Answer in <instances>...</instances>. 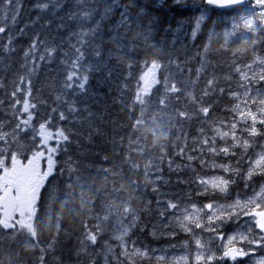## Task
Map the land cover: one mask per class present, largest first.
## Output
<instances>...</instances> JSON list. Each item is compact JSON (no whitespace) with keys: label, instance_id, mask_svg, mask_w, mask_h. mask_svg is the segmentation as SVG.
Returning <instances> with one entry per match:
<instances>
[{"label":"trees","instance_id":"16d2710c","mask_svg":"<svg viewBox=\"0 0 264 264\" xmlns=\"http://www.w3.org/2000/svg\"><path fill=\"white\" fill-rule=\"evenodd\" d=\"M19 2L16 23L0 34V101L3 102L0 103V122L5 123V131H11L14 126L9 94L17 87H24L19 84V77L28 75L23 67L24 52L34 41L38 49L41 45L57 48L52 60L39 62V68L29 77L30 100L37 105L32 127L38 129L39 123L50 118L48 128L52 132L62 128L69 136L55 155L53 175L44 182L40 196L45 214L34 227L40 248L45 249L43 264H90L89 256L82 251L83 225L87 224L92 231L99 225L101 232L95 245H87L88 253L94 248L101 250V244L113 234L116 220L132 216L137 220V227L140 221L149 225L158 211L157 190L153 191L158 177L167 176L168 171L181 165V180L186 184L190 168L185 165L189 162L186 156L179 155L180 150L192 153V140L201 127H205L209 135L204 118L197 115V108L212 105L209 115L224 119L235 104L229 90L239 91L240 86L238 89L229 87L234 83L235 69L233 63L225 62L231 58L223 54L224 42L212 43L206 64V28L195 40L191 38L190 31L198 15L192 8L171 2L158 7L150 0H115L121 8L129 6L130 16L135 18L130 31L123 30L128 31V54L117 52L110 42V30L120 19L121 8H116L101 22L99 34L90 38L82 49L85 61L79 73L83 75L87 68L89 77L85 90L81 92L75 85L67 89L63 85L68 68L60 61L68 59L71 63V45L77 41L73 34L95 26L94 20L82 22L79 17L71 18L80 10L78 5L83 0H60L62 7L49 4L47 9L40 5L48 0ZM92 2L102 11L101 0ZM98 16L99 12L97 19ZM4 23L0 18V25ZM9 36L12 43L6 47ZM96 49L100 50V57H95ZM64 53L69 55L65 57ZM151 60L162 65L157 72L161 83L149 90L145 106L133 105L136 88L143 84L139 77L148 71ZM165 77L182 91L170 94L166 106L161 107L158 100L163 96ZM208 79H214V87L225 91L223 94L213 92L201 100ZM189 91L197 97L196 104L187 97ZM23 95L21 93L19 98ZM57 95L62 96V102L55 101ZM177 96L178 100L173 98ZM69 106L76 111H69ZM53 108L64 112L66 119L60 120ZM181 111L191 118L180 117ZM33 136L36 134L32 129L19 133L18 143L12 144L8 153L14 152L21 162H28L34 152L41 150L39 137L34 140ZM43 163L47 171V159ZM198 163L193 160L191 167ZM204 173L196 168L195 179ZM139 212L144 214L141 220ZM150 235L138 236L133 231L129 241L136 247L156 245L157 240H151ZM29 243L12 229L0 230V264H39L40 249L29 247ZM48 244L52 245L50 249ZM155 261L138 258L135 264H156Z\"/></svg>","mask_w":264,"mask_h":264},{"label":"snow or ice","instance_id":"6c2138e0","mask_svg":"<svg viewBox=\"0 0 264 264\" xmlns=\"http://www.w3.org/2000/svg\"><path fill=\"white\" fill-rule=\"evenodd\" d=\"M101 2L104 4L102 11L96 7V4L92 0H83L78 5L80 10L71 17L73 19L79 17L82 22L94 20L95 26L87 27L86 29H81L78 33H74L73 35L77 37V41L76 44L71 45L73 53L71 63L69 64L68 59L60 61L62 65L68 68V71L65 73L66 79L63 85L67 89H73L75 85L81 92L85 90V85L89 77L87 75V68H84L83 75L79 73L85 61V55L82 49L87 46L90 38L94 39L99 34L101 22L110 17L114 9L121 8L120 5L115 3V0H111V2L109 0H101ZM207 3L223 6L225 3L243 4L245 0H207ZM49 4H52L53 7H62L60 0H55V3H53V0H48V2L41 4L40 7L47 9ZM20 6L19 0H0V18H3L5 22L3 25H0V34H4L10 29V25L16 23L19 17ZM128 7L124 6L121 8L119 22L114 29L110 30V42L115 45L117 52H123L126 55L128 54L130 46V42L127 39L128 31H130L131 21L135 19L130 16ZM256 8H259L260 11H255ZM98 12L99 16L97 19ZM249 12L253 13L256 17L264 19V0H254V6L249 9ZM242 20L246 28L251 31L256 30L254 27L255 21L252 17L242 18ZM197 27H199V24H197ZM112 32H115V34H111ZM230 35L231 33H225L226 39ZM135 39L136 37L133 38V40ZM11 43V36H9L7 37L6 47L11 45ZM56 52L57 48H46L43 45L38 49L36 41L24 52L23 67L28 75L19 77V84L24 85V87H17L16 90L9 94L12 98L9 111L14 118V126L11 128V131H5V123L0 122V145H3L0 147V213H2L0 230L12 229L14 233H19L25 237L26 241H30L29 247L39 248L41 252V255L38 257L39 264H43V253L45 252L44 248H40L34 227L39 217L45 214L41 205L40 190L47 177L53 175L56 164L55 155L60 150L61 144L68 141L69 136L62 128H57L55 132H52L48 128V124L51 123L50 118L46 122L39 123L38 129L32 127L34 110L37 105L30 100L31 80L29 77L39 68V62L51 61ZM68 55V53H64L65 57ZM94 55L95 57H100V50L96 49ZM146 63L148 62L146 61ZM254 63L260 66L262 70L260 73L253 72L251 76H249L247 71H242L240 67L235 68L243 83L240 84L242 91L234 92L229 90V95L236 101L230 109L232 114L231 119L225 122L223 119L209 117V113L212 111V105L198 107L197 115H202L204 124L212 135H208L205 127H201L198 130L197 136L192 140V152L196 153V155L185 154L183 148L180 150L179 155L186 156V160L189 162L185 167L191 168V162L196 160L202 167L215 168L225 174L207 178L197 177L195 182L201 187V194L219 193L226 196L229 192L230 185L235 183L234 177L241 176L246 182L245 187H247V181H250L253 176H264V145L261 146V151L256 152L254 150L252 155H248L249 148L254 149L255 142L253 138L264 136V132L259 131L257 128V124L264 128V90L255 88L258 82H264V58L256 57ZM161 67L162 65L156 60L150 61L148 71L139 77V81H142L143 84L138 85L136 88L134 100L132 101L133 105L145 106L147 101L146 97L149 96V86L161 83L157 78V72ZM245 67L251 69L252 65H246ZM197 76H199V71ZM181 91L175 83H169L168 78L165 77L163 81V96L158 100L159 106H166V101H168L170 94L181 93ZM224 91V88L214 87V79H208L201 100L213 92L223 94ZM21 93L24 94L22 99L19 98ZM187 97L194 104L197 103V97L191 91L187 93ZM173 98L176 100L179 99L178 96ZM62 100V96L57 95L55 97V101L57 102H62ZM0 103L3 102L0 101ZM68 110L71 112L76 111L72 106H69ZM52 111L58 115L60 120L66 119L64 112L59 111L57 108H53ZM178 115L180 117L191 118L188 113L183 111L179 112ZM29 129H32L36 136L40 138L39 145H43L47 151V171L43 173L38 171V165H35V162L45 157L44 151L34 152L27 164H23L18 159L16 153L9 154L7 151L12 144L18 143V134L27 132ZM36 136H33L34 140ZM245 136L247 139L244 138ZM217 139L224 142L225 146L217 147ZM249 140H253V143L250 144ZM51 141H55V146L50 144ZM236 148L242 149V154L237 159V166L235 167L231 164H217L214 161L207 164L205 162V154L236 157L237 153L234 150ZM243 162L248 164V168L246 173L242 174L239 165ZM169 163L171 164V162ZM174 170L180 172L182 170L181 165H176ZM145 179L146 181L148 180V174H146ZM156 190V188H153V191ZM164 206L165 211L172 213L174 222L179 228L188 233L193 232L192 225L198 229L215 232L216 227L226 221H230L233 218L240 219L242 217H248L249 220L245 223L249 234L253 229H257L259 230L258 235L251 240L248 235L241 234L239 236H232L229 238V244L237 240L247 241L250 250L245 252L243 249L228 247L223 253L224 257L235 260L238 256L251 255L255 251L251 247L252 245L264 248V186H261L260 191L252 197L244 200L237 197L232 203H207L198 208L195 204H192L191 207H181L177 203L166 201L164 202ZM172 210H176V212H172ZM201 214L205 215L206 224L201 222ZM160 215L163 217L165 212H160ZM132 223L133 225L135 224V217ZM83 227L85 231L83 234L84 240L81 242L83 245L82 251L89 256L90 264H95V257L87 252V245H95L97 243L98 235L101 233L99 225H96V231L89 229L87 224H84ZM129 231L130 229L128 227H123L120 234L114 237L121 248V256L128 261H132L133 255L140 257L147 256L146 251H141L138 248L132 247L129 250V245L125 241V237L128 236ZM195 244L198 249L202 250L204 248V245L199 239L195 240ZM47 247L50 249L52 245L48 244ZM107 251L109 253L112 252V248L108 247ZM100 255L104 264H109L108 256L104 254ZM214 258L213 255H208L207 262H211ZM158 259L162 260L163 257H159ZM195 259L197 264H200L201 261L205 260V257L202 253L198 252ZM113 260L115 264H121L120 257H113ZM255 264H264V258H260Z\"/></svg>","mask_w":264,"mask_h":264},{"label":"rangeland","instance_id":"374dc122","mask_svg":"<svg viewBox=\"0 0 264 264\" xmlns=\"http://www.w3.org/2000/svg\"><path fill=\"white\" fill-rule=\"evenodd\" d=\"M178 1H180V2H178ZM187 1H189V0H177L176 2L181 4V3H185ZM190 1H192L193 3L188 4L186 7L192 8L194 11H197L198 8H200V6H202V4L204 3V0H190ZM176 2L174 3V5H177ZM250 3L251 4L249 6V9L253 8L254 0H250ZM249 9L245 10L244 13L241 12V13L236 14V15L231 14V15H228L224 18L218 17V18L214 19L213 22L215 24L216 21H218V20L223 22V21H226L229 19H233V20L238 21L236 29L237 30H243L241 39L239 41H235V42L232 40H230V42H224L225 47H223V46H221V47L224 50V52H227L230 55L234 69H235V67H240V68L242 67L241 70L247 71L249 76H251L253 72L260 73V71L262 70L260 68V66H258L256 63H254V60L256 57L264 58V54H262L263 53L262 50H264V46H263L264 44L261 43L262 39L250 41L249 35L255 34L257 32V30L260 29L261 25L264 24V19H261L260 17H256L253 13L249 12ZM255 11L259 12L260 9L256 8ZM197 12H198V16L196 19V25L199 24V27H197L196 31H198V33L200 34L203 27H204L205 16H204L203 12H201V11H197ZM249 17H252L255 21V24H254V27L256 29L255 31H251L244 26L242 18H249ZM233 29H234V27H233ZM186 34L187 33L184 32V35H186ZM220 37H222V33L217 32L214 39H218ZM218 42H221V41H218ZM212 43L213 42L207 41L208 51L204 55L205 58L207 57L206 64L208 63V56H209V53L211 52V49H212ZM210 58H211V56H210ZM209 61H211V59ZM232 63H230V64L228 63L227 65H231ZM246 65H252V68L248 69L245 67ZM208 70H211V67H209ZM226 80L228 81V77ZM261 83H264V82H258L255 85V88L261 89L260 87H258V84H261ZM239 91H242V89ZM234 102L236 103V101H234ZM241 107H243V105H241ZM50 144L55 146V141H51ZM39 151H44L45 157L36 161L35 165H38V171L43 173L46 171L43 161H44V159H47V151L44 147ZM191 154L196 155V153H193V152ZM194 161H196V160H194ZM205 162H207L206 154H205ZM23 164H27V162L23 163ZM196 168L199 171H203V172L207 171V169H208L207 166L202 167L200 165V163H198L197 165H193L188 170V180L189 181L186 184L184 182H182V180H181V176H180L181 171L176 172L174 170L175 167L172 168V170L168 171L167 176H160L159 179H157V188H156L157 189V192H156L157 202L155 204H156V208L158 209V211L156 213L155 219L153 221H151L149 225H147L146 223H142L140 221L141 227L136 226L137 225L136 219H135V224L133 225L132 221H133L134 217H132V216L128 217L125 220H116L113 223L114 224L113 234L111 235V237L108 240L104 241L101 244V250L99 248L90 249L91 255L94 256L96 260H98V262L95 264H104L103 260L101 259L100 254H104V255L108 256L109 264H115L113 257H120L121 264H133V262L135 264V260L138 258H140V259L141 258H151V259L156 260L155 261L156 264H159L157 262V259H156V253L158 251L157 247H156L157 244L153 245L152 243H150L149 245H143V246L136 247L135 245H133L129 241V237L133 231L136 232L138 236L142 235L143 233L144 234L151 233V235H150L151 240H154V241L157 240V243H158V239H161V238H169L172 236L174 238H176L178 249L173 251L172 256L178 262V264H189L190 261L192 260V258H194V260L196 261L195 257L198 254V252L202 253L206 259H207L208 255H213L214 257H216L217 253L214 251V249L207 250V249L203 248L201 250V249L197 248L196 244H195L196 245L195 247L198 250L194 253L193 257H191L188 252H185L183 249L189 244V240H188L187 236L190 235L191 238H193L194 242H195V240L197 239V235H198V228H195V226L192 225V227H193L192 233L182 231L179 228V226L174 222V218L172 216V213L165 211L164 202H166V201H171V202L177 203L181 207H191L192 204H195L198 208L202 207L204 204L208 203V200L206 199L207 198L206 195H209L211 193L201 194L202 189L199 185L197 186L196 182H195L196 181V179H195V169ZM201 178H204V177H201ZM235 184L239 186V189L242 192H243V189H246V187L242 188L240 186L241 185V179L240 178L235 180ZM201 200H203V201L201 202ZM143 212H139L140 220H141V217L144 216ZM160 212H165V215L163 217H161ZM172 212H176V210H172ZM17 218H18V216H17ZM248 220H249V218L245 217V220L242 222L244 228L241 231L234 232V233L230 234L229 236L224 237V231L218 232L217 231L218 228H216L215 232L207 231L208 232L207 240H205V241L200 240V241H201V243L206 242V243H212L214 245L221 244V247L223 249H227L232 244H236L235 241H233L231 244H229V238L232 236H239V235L243 234V235H248L249 239H251V235L249 234L246 223H245ZM201 222L204 224L206 223V217L204 214H201ZM168 225H170V226H168ZM123 227H128L130 229L128 236L125 237V241L129 245V250L132 247H135V248L140 249L141 251H146L147 256L140 257V256L133 255L132 261L125 260L121 256V248L119 246V243L114 239V237L120 234V231L122 230ZM219 228H222V226L220 225ZM258 231L259 230H257V229L252 230L255 237L258 235ZM177 232H181V234H178ZM163 235H164V237H163ZM238 241L241 242V243H239V246L245 252H248L250 250V246L248 245L247 241H241V240H238ZM108 247L112 248V252L109 253L107 251ZM251 247L254 248L255 251L251 255L242 257L245 259L244 264H255V262L257 260H259L260 258H264V248L258 247L256 245H252ZM184 258H186V259H184Z\"/></svg>","mask_w":264,"mask_h":264},{"label":"flooded vegetation","instance_id":"af4514ba","mask_svg":"<svg viewBox=\"0 0 264 264\" xmlns=\"http://www.w3.org/2000/svg\"><path fill=\"white\" fill-rule=\"evenodd\" d=\"M164 1V2H163ZM176 2L177 0H150L151 3H156V5L158 7H163L165 5L166 2ZM180 2V1H178ZM176 2L177 4H180ZM250 0H246L244 4L238 5L236 7L230 8V9H220L218 7H216L213 4H209L207 3V0H204V3L202 4V6H200L199 11L204 13L205 16V20H204V27L206 28L205 30V37L206 40L208 42H230V40L232 41H239L241 39L243 30H237V24L238 21L237 20H233V19H229L226 21L221 22L220 20L216 21V23L214 24L213 20L218 18V17H226L228 15L231 14H239L241 12L244 13L245 10L249 9L250 6ZM234 25L236 26L234 29ZM217 32H221L222 33V37L218 38V39H214ZM193 33H195L194 36H198L199 33L198 31H194ZM192 33V34H193ZM225 33H231L230 36L225 37ZM257 39H262V43L264 42V24L261 25L260 29L257 30V32L255 34H250L249 35V40L250 41H254ZM262 54H264V50H262ZM224 55H229L227 52L223 53ZM226 63L230 64L232 63V59H227ZM236 68V67H235ZM242 68V67H241ZM243 83L240 79V75L239 73H237L235 71V79H234V83L231 84L229 87H232L233 89H238V84ZM258 87L261 88V90H264V83L258 84ZM239 90H241V88H239ZM232 114H230L229 116L225 117L223 120H225V122H227L228 120L231 119ZM209 117H212L211 115H209ZM257 128L259 131L264 132V128H262L259 124H257ZM226 130V129H225ZM209 135H212V133L209 131ZM245 139H247V137H244ZM254 140V149L253 148H249L248 150V155H252L253 151L255 150L256 152H259L262 150L261 146L264 145V136H257L255 138H253ZM253 140H249V143L252 144ZM216 146L217 147H223L225 146L224 142L220 141L219 139H217L216 141ZM237 153L236 157H225L223 155H218V156H211L206 154V159H207V163L214 161L217 164H231L233 167L237 166V159L241 156L242 154V149L240 148H236L234 149ZM246 166V167H245ZM248 168V164L246 162H243L239 165V169L240 172L246 173ZM214 175H224V173L221 170L215 169V168H210L208 167L207 171H205L204 175H202V177L207 178L210 176H214ZM230 176V174H229ZM228 178V177H226ZM238 178L241 179V187L244 188L245 187V180L241 178V176H236L234 177L235 180H237ZM254 180V182H253ZM256 182V183H255ZM247 187L246 189H243V192L239 189V186L236 185L235 183L230 185L229 187V192L228 194L225 196L223 194H219V193H211L207 196V200L208 203H214V202H218L220 204H225V203H232L234 201V199H236L237 197H239L241 200L247 199L252 197L254 194L258 193L260 191L261 186H264V176L261 175H255L253 176V178L250 181H247ZM245 220V217H242L240 219H236L233 218L230 221H226L223 224H221L222 228H218L217 231H224V237L229 236L230 234L237 232V231H241L244 226L242 224V222ZM206 224V223H205ZM178 234H181V232H177ZM208 232L204 229H198V235H197V239L205 241L207 240L208 236H207ZM251 239H253L255 237L254 233L251 232ZM188 240H189V244L183 249L185 252H188L190 254L191 257H193L194 253L198 250L196 249V245L194 242V239L191 238L190 235L187 236ZM250 239V240H251ZM236 244H232L229 247H235L238 249H242L239 246V243H241L240 241H235ZM248 243V242H247ZM204 245V248L207 250H211L214 249V251L217 253L216 257L211 261V262H207V259L205 258L204 261H201L200 264H244L245 259L238 256L235 260H232L229 257H224L223 253L226 249H223L221 247V244L218 245H214L212 243H202ZM157 247V253H156V259L157 262L159 264H178V262L173 258L172 253L174 250L178 249L177 247V241L176 238L169 237V238H161L158 239V243L156 245ZM159 257H163L162 260L158 259ZM189 264H197V262L194 260V258H192V260L190 261Z\"/></svg>","mask_w":264,"mask_h":264},{"label":"water","instance_id":"95a60500","mask_svg":"<svg viewBox=\"0 0 264 264\" xmlns=\"http://www.w3.org/2000/svg\"><path fill=\"white\" fill-rule=\"evenodd\" d=\"M215 5L221 9H230V8L236 7L240 4H227V3H225L223 6H221L220 4H215Z\"/></svg>","mask_w":264,"mask_h":264},{"label":"bare ground","instance_id":"6f19581e","mask_svg":"<svg viewBox=\"0 0 264 264\" xmlns=\"http://www.w3.org/2000/svg\"><path fill=\"white\" fill-rule=\"evenodd\" d=\"M261 43H262V42H261ZM262 44H264V43H262ZM260 46H261V45H260ZM263 46H264V45H263ZM183 49H184V48H183ZM260 50H261V49H260ZM185 54H186V53H185ZM214 61H216V60H214ZM219 64H220V63H219ZM223 66H224V65H223ZM214 68H215V67H214ZM214 68H213V69H214ZM224 69H225V68H224ZM216 70H217V69H216ZM218 70H220V69H218ZM211 71H212V70H211ZM214 71H215V70H214ZM221 72H222V71H221ZM215 74L217 75V73H215ZM220 74H221V73H220ZM217 76H218V75H217ZM220 76H221V75H220ZM216 80H218V79H216ZM218 83H219V82H218ZM226 87H227V86H226ZM226 87H225V88H226ZM238 90H239V89H238ZM207 98H208V97H207ZM213 99H214V98H213ZM204 101H205V100H204ZM209 102H210V101H209ZM245 167H246V166H245ZM224 175H225V174H224ZM253 182H254V180H253ZM255 183H256V182H255ZM70 215H71V214H70ZM157 217H158V216H157ZM150 218H151V217H150ZM153 219H154V218H153ZM76 220H77V219H76ZM68 221H69V220H68ZM68 221H67V222H68ZM72 221H73V219H72ZM68 224H69V223H68ZM168 226H170V225H168ZM168 226H167V227H168ZM139 227H140V226H139ZM168 228H169V227H168ZM138 230H139V229H138ZM163 237H164V235H163ZM147 238H148V237H147ZM154 239H155V238H154Z\"/></svg>","mask_w":264,"mask_h":264}]
</instances>
